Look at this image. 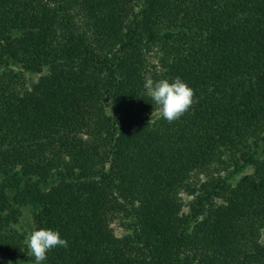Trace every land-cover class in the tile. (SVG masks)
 Returning a JSON list of instances; mask_svg holds the SVG:
<instances>
[{"label":"trees","instance_id":"obj_1","mask_svg":"<svg viewBox=\"0 0 264 264\" xmlns=\"http://www.w3.org/2000/svg\"><path fill=\"white\" fill-rule=\"evenodd\" d=\"M149 76L196 102L151 119ZM27 206L44 264H264V0H0V264Z\"/></svg>","mask_w":264,"mask_h":264},{"label":"clouds","instance_id":"obj_2","mask_svg":"<svg viewBox=\"0 0 264 264\" xmlns=\"http://www.w3.org/2000/svg\"><path fill=\"white\" fill-rule=\"evenodd\" d=\"M144 89L156 106L158 115L169 123L179 120L192 105L194 90L180 77L153 80L145 78ZM28 254L34 257V264H44L47 253L57 247L67 248L68 241L61 238L59 231L49 228L32 230L25 239Z\"/></svg>","mask_w":264,"mask_h":264},{"label":"rangeland","instance_id":"obj_3","mask_svg":"<svg viewBox=\"0 0 264 264\" xmlns=\"http://www.w3.org/2000/svg\"><path fill=\"white\" fill-rule=\"evenodd\" d=\"M12 67H15L16 70L23 72L20 68V66L18 65H14L11 64ZM24 73V78H25V82L27 84H31L36 82V80L38 79V77L40 76L39 74H32V73ZM158 112L155 111L150 118L151 119H155L158 118ZM82 139L85 141L87 138L85 136H81ZM229 171H231V169L229 170H225V172H223L224 175H229V182L233 185L236 184V182L238 181V179L246 174H249L252 172V168L251 167H247L246 169H244L241 173H236V174H229ZM202 177V176H201ZM203 179V178H202ZM181 198L183 200L184 203V208L183 210L186 211L187 210V203L191 200L190 197L186 196L185 194H181ZM34 208L32 206H27L22 208V213L18 218V222L14 223L12 225V229L16 232H18L20 235L23 236V241L25 243V239L27 237V235L34 230L33 229V224H32V214H33ZM128 224H129V219L125 217L124 213H115L113 214V216L111 217L110 220V226L112 228L113 233L117 236L120 237L122 235H124L127 231H128ZM1 264H8L6 261H2ZM22 264H33V263H29V262H24Z\"/></svg>","mask_w":264,"mask_h":264}]
</instances>
